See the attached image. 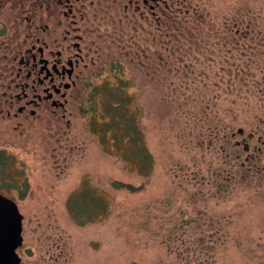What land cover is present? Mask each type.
Listing matches in <instances>:
<instances>
[{
	"label": "rangeland",
	"instance_id": "1",
	"mask_svg": "<svg viewBox=\"0 0 264 264\" xmlns=\"http://www.w3.org/2000/svg\"><path fill=\"white\" fill-rule=\"evenodd\" d=\"M124 5L84 10L87 68L64 110L17 118L3 93L34 30L0 15V194L22 216L20 264H264V0ZM120 80L148 177L119 132L101 144L89 125L88 95ZM86 184L109 205L80 226L66 203Z\"/></svg>",
	"mask_w": 264,
	"mask_h": 264
},
{
	"label": "flooded vegetation",
	"instance_id": "2",
	"mask_svg": "<svg viewBox=\"0 0 264 264\" xmlns=\"http://www.w3.org/2000/svg\"><path fill=\"white\" fill-rule=\"evenodd\" d=\"M92 5L93 0H0V15L14 11L27 28L34 30L24 36L25 48L3 93L2 105L8 108V118L14 109L17 113L13 118L26 112L35 116L41 109L50 108L53 114L64 110L67 92L77 87L87 68L79 24L83 23L86 7ZM128 6L138 12V0H128L125 11ZM3 25L0 19V29ZM51 31L56 35L50 37Z\"/></svg>",
	"mask_w": 264,
	"mask_h": 264
},
{
	"label": "trees",
	"instance_id": "3",
	"mask_svg": "<svg viewBox=\"0 0 264 264\" xmlns=\"http://www.w3.org/2000/svg\"><path fill=\"white\" fill-rule=\"evenodd\" d=\"M121 82L122 80L119 81L120 85L113 86L103 84L88 95L85 101L90 106L87 109L88 112L91 114L95 112L94 103H96L97 96L101 97L100 106L102 108L100 119L92 114L89 125L92 132L98 134L101 144L105 141L107 131L115 130L119 132L120 138L125 139L128 143L126 150L130 157L129 160L137 165L138 174L148 177L152 172L153 158L144 142L139 123L137 127L134 119L128 118L126 105L129 97L124 93L125 84H121ZM115 140H118V138H115ZM84 186L76 194L70 196L66 203L69 217L75 224L80 226L94 222L98 212H103V215L106 216L109 205L108 201L102 200L103 197L99 194V191L90 188L87 184ZM24 187L25 190L20 193L22 198L25 195L27 185H24ZM112 187L114 189L123 187L134 190L130 186L117 182L112 183Z\"/></svg>",
	"mask_w": 264,
	"mask_h": 264
},
{
	"label": "water",
	"instance_id": "4",
	"mask_svg": "<svg viewBox=\"0 0 264 264\" xmlns=\"http://www.w3.org/2000/svg\"><path fill=\"white\" fill-rule=\"evenodd\" d=\"M22 241V216L18 207L0 194V264H20L17 250Z\"/></svg>",
	"mask_w": 264,
	"mask_h": 264
}]
</instances>
